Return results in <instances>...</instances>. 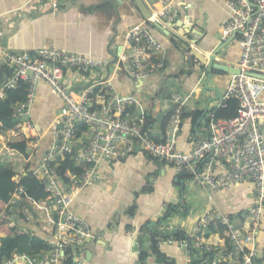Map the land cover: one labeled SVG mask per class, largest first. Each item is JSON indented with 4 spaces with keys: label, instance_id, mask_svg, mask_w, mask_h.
<instances>
[{
    "label": "built area",
    "instance_id": "built-area-1",
    "mask_svg": "<svg viewBox=\"0 0 264 264\" xmlns=\"http://www.w3.org/2000/svg\"><path fill=\"white\" fill-rule=\"evenodd\" d=\"M50 1L54 6L58 3V0ZM181 4L184 2L161 0L159 9L151 8L149 17L128 30L126 52L118 58L114 73L136 80L164 73L168 52L153 34L156 24L163 30H174L181 42L201 50L190 36L191 31L178 34L173 25L180 16ZM227 7L229 20L221 28V39L226 41L234 32L239 35L242 52L235 67L240 73H231L226 93L212 109L208 106L206 134L194 140L188 151L179 149L177 141L191 93H172L176 108L166 124L164 138L157 140L150 135L149 125L142 133L146 114L140 109L135 111L138 99L118 93L111 79L105 77L106 61L56 46L10 52L0 45V61L10 69L7 80L0 83V98L19 81L27 83V100L16 104L13 118L34 148L41 140L39 126L31 116L37 83H48L62 100L52 124L53 143L39 168L33 171L47 196L32 201L27 208L35 211L34 217L49 233L45 239L48 248L33 257V263L64 264L72 258V264H82L80 251L93 238L94 231L86 219L72 210L73 201L84 188L98 181L97 168L101 161L122 159L140 147L212 192L237 183L249 182L254 187V203L238 220L221 210L207 209L192 232L184 231L185 236L180 237L156 238L158 246L177 243L185 247L189 262L264 264V248L257 247L264 217V0H228ZM79 80L86 83L81 91L75 90L72 83ZM232 98L239 102L237 115L218 118L217 110L227 107ZM83 133L87 141L75 150ZM69 155L80 173L65 181L60 166ZM15 181V190L0 209V224L10 227L17 225L15 215L25 193L21 177L16 176ZM212 224L222 225L223 229L213 232ZM18 232L26 233L21 229ZM5 237H0V245ZM4 264H11L10 259Z\"/></svg>",
    "mask_w": 264,
    "mask_h": 264
},
{
    "label": "crops",
    "instance_id": "crops-1",
    "mask_svg": "<svg viewBox=\"0 0 264 264\" xmlns=\"http://www.w3.org/2000/svg\"><path fill=\"white\" fill-rule=\"evenodd\" d=\"M179 1L188 7L184 8V4H181L180 16L173 24L177 33L183 35L191 31L190 36L201 50L209 54L224 42L221 39V28L229 20L228 0H203V3L202 0ZM143 2L149 10L159 9L161 6V0ZM144 18L135 0H58L56 6L50 0H0V45L10 52L35 51L56 46L106 61L105 77L111 79L118 93L135 96L138 99L135 111L143 110L146 118L150 113L151 121L152 109L159 99L155 100L150 110V101L143 96L145 93L151 92L152 97L156 96L163 82L174 77L183 87L179 93H191V96L198 100L202 92L200 84L207 74L203 75L204 70L200 65L186 60L187 51L172 38L177 37L174 30L168 29L172 35L170 36L158 27L153 29V34L168 52L164 73L142 80L114 73L118 58L126 52V33ZM226 48L218 58L220 62L235 67L242 52L239 38L230 42ZM189 63L201 68L202 75L188 72ZM6 69L10 71L0 61L1 82L5 81L4 76H9ZM213 75L218 76L215 86L219 89L220 98L231 81V73L213 72ZM72 83L77 91L86 86L84 80ZM196 89H201V92L198 94ZM207 105H194L191 110L205 112ZM61 106L62 100L57 93L48 83L39 81L31 103V116L39 126L41 140L34 148L16 126L4 130L0 134V161L3 165V157L10 158L12 154L16 158L11 160L14 167L3 165L4 167L13 168L19 177L25 175L27 170L34 171L39 168L46 151L53 143L52 124ZM211 106L212 103L209 104V107ZM207 113L208 109L205 116ZM202 121L203 116L196 124L192 116L183 118L177 141L179 149L190 150L193 141L206 134L205 124H200ZM155 138L162 140L164 135ZM22 141H27L26 155L9 146L10 143ZM78 141L75 150L82 148L81 139ZM86 141L85 137L84 142ZM20 168L22 169L19 171ZM97 171L98 181L84 188L72 204V210L86 219L94 231L93 238L80 251L82 264H142L141 259L145 260V264H190L185 249L177 243H164L157 247L158 250L153 249L156 238L167 239L176 231L174 229L179 228L176 226L183 223L176 220L179 213L192 210V206L184 204L185 199L181 200L183 206L180 208L173 206L171 202L174 192L175 196L178 190H181L182 194L184 192L185 186L182 189L181 180H184L186 185L188 179L179 174L173 166L155 159L140 147L122 159L101 161ZM201 190H205L207 197L204 210L218 209L234 220H238L254 203V187L249 182L233 184L228 189L215 192L204 187ZM27 207L22 204L15 215L17 230L21 229L46 239L49 233L34 217L35 211ZM174 214L175 222L171 224ZM178 223L180 225H177ZM112 225V230H109ZM194 227L186 229L182 224L180 228L192 232ZM101 233H104V236ZM6 235V232L0 231V237ZM257 247L264 248V217ZM36 256L30 254L29 245H22L10 261L11 264H36L32 262V258Z\"/></svg>",
    "mask_w": 264,
    "mask_h": 264
},
{
    "label": "trees",
    "instance_id": "trees-1",
    "mask_svg": "<svg viewBox=\"0 0 264 264\" xmlns=\"http://www.w3.org/2000/svg\"><path fill=\"white\" fill-rule=\"evenodd\" d=\"M237 38H240L239 35ZM6 70L8 71V69ZM214 72L223 73L219 70H215ZM8 73L10 74V71H8ZM27 97L28 85L24 81H19L15 88L7 89L5 95L0 98V134L4 130L11 129L16 126L17 121L13 118L14 108L17 103L26 101ZM238 108V100L236 98H232L228 100L227 107L217 110L216 115L218 118H233L237 115ZM203 113V110H195L188 114L184 109L183 118L192 116L193 121L196 124L203 116ZM170 116L171 114L169 115L168 120L170 119ZM168 120L166 124L168 123ZM85 137V133L80 135L82 142H84ZM9 146L12 149L18 150L22 154H27V141L10 143ZM60 169L65 181H69L73 176L80 173V169L75 165L74 161L70 159V155L62 161ZM16 176L17 173L13 168L4 167L0 161V209L8 203L11 193L16 188ZM21 184L25 189L23 205L25 204L30 206L32 201L41 200L47 196L41 181L33 176V171L31 170H27L26 174L21 177ZM17 228V226L10 227L6 223L0 224V231H4L8 234L7 237L2 239V244L0 245V264H4L5 260L8 258L11 259L22 245H29L30 254L35 256L48 248L45 238L38 235H31L29 233L20 234ZM222 229V225L212 224L210 227V230L213 232ZM172 235H175L176 237L185 236V232L182 230L175 231ZM157 247V241L155 240L153 249L158 250ZM144 256L145 253L143 252L142 257ZM141 261L142 264H145L144 259H141ZM72 262V258H69L64 261V264H72Z\"/></svg>",
    "mask_w": 264,
    "mask_h": 264
},
{
    "label": "rangeland",
    "instance_id": "rangeland-1",
    "mask_svg": "<svg viewBox=\"0 0 264 264\" xmlns=\"http://www.w3.org/2000/svg\"><path fill=\"white\" fill-rule=\"evenodd\" d=\"M200 3V1H198ZM203 3V0H202ZM189 11V10H187ZM211 47V46H210ZM227 50V48L223 49V51ZM184 65H186V63L184 62ZM190 67L188 72H192L197 74V76H201L202 75V69H199L197 67L192 66L191 63H189ZM215 74V73H214ZM217 75H213L212 79L209 81L208 87H210L211 89H209L206 86V81L208 79V74L205 77L203 83L200 84V87L202 89H196L195 91L199 94L201 92V96L200 98L197 100L194 96H191L189 98V101L187 102L186 106H185V111L186 113H191L192 110L191 108L195 105V107H200L202 106H206L209 99L217 97L219 95V89L218 87L215 86L216 84V80H217ZM218 82V81H217ZM231 82V81H230ZM230 85V83H229ZM229 85L226 87L228 89ZM225 86V85H223ZM221 87V86H220ZM182 85L180 84L179 81H177L174 77H170L165 85L164 88L162 90V94L161 97L159 98V100H157L155 102V105L152 109V117H151V121L150 124L148 126L149 129V133L151 136L153 137H162L164 135V129L166 126V122L168 120L169 115L173 114L175 108H176V104L174 103V101L172 100V93L175 92H179L182 90ZM213 88V89H212ZM227 89L225 91H223L224 95L227 91ZM153 93L151 92H147L145 93L143 96L145 99L150 100V98L152 97ZM221 97L218 99H214L211 103V109L217 105V103L220 101ZM166 104H168V106H165ZM208 120H209V115L207 114L204 118L203 121L200 123L202 126L205 124L206 127H208ZM4 163L3 165L5 166H11L14 167L12 164L13 162L11 160L14 161L15 155H11L10 158H6L5 156L3 157ZM9 159V160H7ZM16 161V160H15ZM14 163H18V162H14ZM17 165V164H16ZM22 168L19 169V171ZM20 174V173H19ZM22 177V176H21ZM187 183L185 185L184 188V192L182 194L181 190H178L177 192V196H175V192H174V198L171 200L173 206H177L178 208L182 207L183 205L180 203L182 199H185V203H187L188 205L192 206V210L188 213H179V216L176 218L177 221H181V223L184 225V228L186 229H191L193 226L197 225V222L199 221V219H201V217L203 216L204 212L207 210H204V205L206 202V198L205 197V190H201L202 187L200 188V186L196 185L195 183H193L191 180H187ZM194 196H196V199H194ZM186 205V204H185ZM213 209V208H211ZM176 212V210L174 211ZM173 212V213H174ZM175 214L174 217L171 219L170 223L173 224L175 221L173 219H175ZM165 219V218H164ZM195 223V225H194ZM182 224L180 225L179 223L177 225L180 226H176L179 227L177 228V231H181L180 227L182 226ZM150 238V237H149ZM148 238V240H149ZM182 247V246H181ZM185 249V247H182ZM186 250V249H185ZM21 253V252H20ZM190 264H202L200 261H190Z\"/></svg>",
    "mask_w": 264,
    "mask_h": 264
},
{
    "label": "water",
    "instance_id": "water-1",
    "mask_svg": "<svg viewBox=\"0 0 264 264\" xmlns=\"http://www.w3.org/2000/svg\"><path fill=\"white\" fill-rule=\"evenodd\" d=\"M135 1H136L137 5L139 6V8L141 9L143 15L145 17H149L150 16V11H149L148 7L145 5V3L143 2V0H135ZM156 25H157V27L162 29L161 25H159V24H156ZM164 31H165V33L167 35H170V32L168 30H164ZM170 36H172V35H170ZM172 38L176 42H179L181 44V46L187 51V53H186V60L187 61H191V63H193V64L194 63L197 64L195 60L200 62V66L205 71V73L208 74V79L206 81V86L207 87H208L209 81L212 79L213 72L215 70H219V71L224 72V73H240V70L237 67H231V66H229V65H227L225 63L220 62L219 59H218V57L221 54V52L223 51V49L230 42H232L233 40L237 39V32H234L233 35L230 38H228L226 41H224L223 43L218 45L216 48H214L209 53V55H206V53L203 50L195 48V47L189 45L186 42H181L180 38H178L176 36H174ZM7 78H8L7 75L4 76V80H7ZM1 81H2V78L0 77V83H1ZM165 83H166V81H164L163 84L160 86L157 95L150 98V100H149L150 101V110L152 109L155 100L159 99L161 97L162 90L164 88ZM208 88L211 89L210 87H208ZM218 98H219V96L216 99H218ZM213 100L214 99H209V101L207 103L208 104L207 105V109H208L209 104ZM207 109H205V112L207 111ZM205 112H204L203 118L205 116ZM149 116H150V113H148V115H147L146 121H145V123L143 125V128H142V133L145 132L147 126L149 125V121H150ZM177 181H179V179H177ZM181 183H182V189H183L184 186H185V181L181 180ZM111 223L114 225L113 219H111ZM113 225H112V227L109 228V230H112ZM101 234H102V236H104V233H101Z\"/></svg>",
    "mask_w": 264,
    "mask_h": 264
},
{
    "label": "bare ground",
    "instance_id": "bare-ground-1",
    "mask_svg": "<svg viewBox=\"0 0 264 264\" xmlns=\"http://www.w3.org/2000/svg\"><path fill=\"white\" fill-rule=\"evenodd\" d=\"M238 36V35H237Z\"/></svg>",
    "mask_w": 264,
    "mask_h": 264
}]
</instances>
